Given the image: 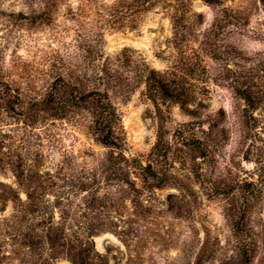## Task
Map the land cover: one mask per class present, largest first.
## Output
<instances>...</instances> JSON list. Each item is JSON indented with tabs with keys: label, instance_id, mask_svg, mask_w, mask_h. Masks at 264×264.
Instances as JSON below:
<instances>
[{
	"label": "rangeland",
	"instance_id": "1",
	"mask_svg": "<svg viewBox=\"0 0 264 264\" xmlns=\"http://www.w3.org/2000/svg\"><path fill=\"white\" fill-rule=\"evenodd\" d=\"M82 2L0 0L5 76L40 97L57 75L53 64L84 59L86 39L126 80L139 79L143 61L161 71L163 88L110 93L125 153L167 178L151 224L161 236L150 235L142 249L146 264H264V0H192L200 16L175 43L160 12L136 29L119 28L92 7L82 11ZM60 124L66 149L105 151L86 130ZM48 151L54 160L62 147ZM94 240L100 251L123 248L112 233Z\"/></svg>",
	"mask_w": 264,
	"mask_h": 264
},
{
	"label": "trees",
	"instance_id": "2",
	"mask_svg": "<svg viewBox=\"0 0 264 264\" xmlns=\"http://www.w3.org/2000/svg\"><path fill=\"white\" fill-rule=\"evenodd\" d=\"M82 1V11L92 7L119 28L136 29L147 13L160 12L170 19L172 43L200 16L192 0ZM82 44L84 59L53 64L57 75L40 97L26 95L0 65V264H146L142 249L150 235L161 236L151 224L162 213L157 191L166 175L125 153L121 112L110 93L138 84L163 88V73L143 61L139 79L126 80L114 58L90 39ZM58 121L86 130L105 151L66 149ZM58 146L52 160L48 150ZM107 232L123 246L116 253L96 247L94 236Z\"/></svg>",
	"mask_w": 264,
	"mask_h": 264
},
{
	"label": "bare ground",
	"instance_id": "3",
	"mask_svg": "<svg viewBox=\"0 0 264 264\" xmlns=\"http://www.w3.org/2000/svg\"><path fill=\"white\" fill-rule=\"evenodd\" d=\"M101 241V237H97V242H100Z\"/></svg>",
	"mask_w": 264,
	"mask_h": 264
},
{
	"label": "water",
	"instance_id": "4",
	"mask_svg": "<svg viewBox=\"0 0 264 264\" xmlns=\"http://www.w3.org/2000/svg\"><path fill=\"white\" fill-rule=\"evenodd\" d=\"M107 236H108V234H104V237H107ZM104 237H103V238H104ZM103 238H102V239H103Z\"/></svg>",
	"mask_w": 264,
	"mask_h": 264
}]
</instances>
